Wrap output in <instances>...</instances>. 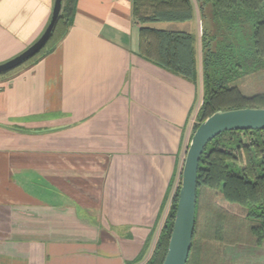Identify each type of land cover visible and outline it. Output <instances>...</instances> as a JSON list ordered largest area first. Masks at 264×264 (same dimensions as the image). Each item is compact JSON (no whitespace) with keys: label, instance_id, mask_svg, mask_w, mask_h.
Returning a JSON list of instances; mask_svg holds the SVG:
<instances>
[{"label":"crops","instance_id":"crops-1","mask_svg":"<svg viewBox=\"0 0 264 264\" xmlns=\"http://www.w3.org/2000/svg\"><path fill=\"white\" fill-rule=\"evenodd\" d=\"M55 0H0V63L45 31ZM196 75L144 58L133 0H77L56 49L0 78V264H146L204 100Z\"/></svg>","mask_w":264,"mask_h":264},{"label":"trees","instance_id":"trees-1","mask_svg":"<svg viewBox=\"0 0 264 264\" xmlns=\"http://www.w3.org/2000/svg\"><path fill=\"white\" fill-rule=\"evenodd\" d=\"M216 16L235 25L241 17L254 21L253 49L242 57L235 56L229 45L230 58L217 51L216 44L209 46L208 32L203 33L204 100L200 109L199 124L218 110L245 107L264 108V92L247 94L239 85L232 84L244 75L264 70V0H213ZM77 0H63L62 10L44 47L23 64L1 73L9 77L25 66L37 62L53 52L65 38L74 22ZM133 14L141 24L140 54L161 66L173 69L187 77L196 75L195 37L192 33L157 28L150 24L158 21H186L194 16L192 0H133ZM233 48V49H232ZM221 66L212 72L213 65ZM235 66V68L233 67ZM218 75V76H217ZM194 133V132H193ZM182 180V179H181ZM217 192L225 201L242 207L253 224L258 242L264 240V129L229 130L212 139L204 148L198 169L196 226L200 203V189ZM181 181L157 246L146 264H163L173 230Z\"/></svg>","mask_w":264,"mask_h":264},{"label":"rangeland","instance_id":"rangeland-1","mask_svg":"<svg viewBox=\"0 0 264 264\" xmlns=\"http://www.w3.org/2000/svg\"><path fill=\"white\" fill-rule=\"evenodd\" d=\"M195 5L202 20L203 62L207 53L204 31L208 32L209 46L216 44L226 61L230 58L229 45L234 48V59L253 49L254 21L241 17L240 23L232 25L216 16L213 0H195ZM210 70L220 75L221 66L213 65ZM232 84L239 85L247 94L264 92V70L244 75ZM252 224L242 207L201 187L198 226L189 264H264V240L258 242Z\"/></svg>","mask_w":264,"mask_h":264},{"label":"water","instance_id":"water-1","mask_svg":"<svg viewBox=\"0 0 264 264\" xmlns=\"http://www.w3.org/2000/svg\"><path fill=\"white\" fill-rule=\"evenodd\" d=\"M63 0H55L51 19L42 35L17 56L0 63V74L34 57L46 44L62 10ZM264 129V108L245 107L218 110L194 131L184 161L181 188L168 250L163 264H187L196 226L198 169L207 144L229 130Z\"/></svg>","mask_w":264,"mask_h":264}]
</instances>
